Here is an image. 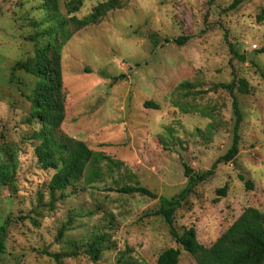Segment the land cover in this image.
I'll return each mask as SVG.
<instances>
[{
    "label": "rangeland",
    "instance_id": "374dc122",
    "mask_svg": "<svg viewBox=\"0 0 264 264\" xmlns=\"http://www.w3.org/2000/svg\"><path fill=\"white\" fill-rule=\"evenodd\" d=\"M56 1L53 12L48 0H0V264H156L169 248L180 250L178 264H196L165 221L149 216L157 200L115 190L143 187L169 199L187 184L183 165L194 174L211 170L231 147L235 98L239 153L194 189L174 228H194L198 243L210 248L245 210L264 213V54L256 53L264 48V26L255 19L264 0L235 9L234 0H125L78 31L59 27L69 16L65 0ZM106 1L83 0L72 16L81 20ZM47 30L60 54L58 134L121 164L109 172L104 162L101 181L57 192L53 211L47 187L54 171L38 163L41 126L28 122L39 79L18 68L38 48L52 59V38L30 39ZM230 83L233 95L218 87ZM148 101L159 110L146 109ZM97 238L93 260L87 250ZM46 253L76 256L56 262Z\"/></svg>",
    "mask_w": 264,
    "mask_h": 264
},
{
    "label": "trees",
    "instance_id": "16d2710c",
    "mask_svg": "<svg viewBox=\"0 0 264 264\" xmlns=\"http://www.w3.org/2000/svg\"><path fill=\"white\" fill-rule=\"evenodd\" d=\"M125 0H108L98 4L93 11L83 19L72 16L81 9L83 0H65L64 5L69 16L62 19L59 27L71 25L78 31L85 27L99 24L102 19L111 11L122 7ZM247 0H234L230 9L237 8ZM49 9L57 11V1L48 0ZM47 6V5H46ZM258 24L264 26V9L255 17ZM38 37L52 38L54 45V55L51 60L47 57V51L38 48L32 62H24L18 66L20 70L39 79L38 85L33 91L31 100V115L29 123L37 122L41 130L35 134V138L40 141L36 147L38 163L44 170H53L54 174L48 183L49 204L48 209L54 210L57 202L56 193L75 185L83 180L86 185H93L105 177L101 165L105 162L108 171L121 166L118 162H113L109 157L101 152L90 150L83 142L73 140L58 134V129L64 120V97L61 92L62 76L60 67L59 47L56 44V36L53 30L38 33L32 36L31 40ZM185 38L175 40L178 44H184ZM257 54H264V48L257 51ZM241 91L248 92L247 84L240 82ZM180 87H184L182 84ZM219 88L225 89L233 95L234 83L220 84ZM200 93V92H198ZM146 109L159 110V106L153 102H145ZM235 124L233 128L232 144L224 156L219 158L212 169L201 174H194L192 169L183 165L187 184L184 189L172 198L160 197L157 194L143 187H122L115 191L120 194H139L159 202L158 209L149 216L161 217L168 225L170 235L174 242L186 253L196 259V264H264V213L257 209L249 208L220 236V238L210 247L205 248L197 241L194 228L185 230L182 234L177 233L174 228V215L179 210L194 189L214 174V170L220 163L233 161L239 153V129L242 122V115L238 108V102L233 98L232 102ZM248 187H251L248 185ZM226 188L219 190L220 195L225 194ZM113 191V190H111ZM101 238L94 241V249L87 250L93 260L100 254ZM3 250L0 243V252ZM180 250L169 248L164 250L157 258L156 264H178ZM56 262L62 259L73 258L76 254L46 253Z\"/></svg>",
    "mask_w": 264,
    "mask_h": 264
},
{
    "label": "water",
    "instance_id": "95a60500",
    "mask_svg": "<svg viewBox=\"0 0 264 264\" xmlns=\"http://www.w3.org/2000/svg\"><path fill=\"white\" fill-rule=\"evenodd\" d=\"M253 59L252 54L250 56L247 57V61H251Z\"/></svg>",
    "mask_w": 264,
    "mask_h": 264
}]
</instances>
